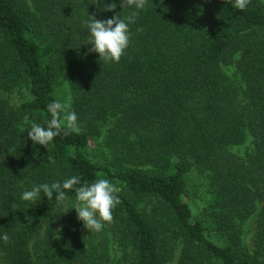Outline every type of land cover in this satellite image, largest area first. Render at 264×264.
<instances>
[{"label": "trees", "instance_id": "obj_1", "mask_svg": "<svg viewBox=\"0 0 264 264\" xmlns=\"http://www.w3.org/2000/svg\"><path fill=\"white\" fill-rule=\"evenodd\" d=\"M109 2L115 11L103 10ZM132 11L120 0H0V237H9L0 264H170L177 247L176 264H264V3L148 0L120 61L100 60L89 15ZM63 83L79 132L46 149L27 139L23 120L46 127ZM23 87L30 99L12 105ZM248 139V154L235 155ZM93 145L103 163L89 157ZM192 171L210 196L200 212L184 200ZM98 173L120 189L99 232L64 221L56 239L51 212L74 191L63 203L55 193L21 199L33 185L91 184ZM145 198L156 201L154 221L137 207ZM255 213L249 252L243 225Z\"/></svg>", "mask_w": 264, "mask_h": 264}, {"label": "clouds", "instance_id": "obj_2", "mask_svg": "<svg viewBox=\"0 0 264 264\" xmlns=\"http://www.w3.org/2000/svg\"><path fill=\"white\" fill-rule=\"evenodd\" d=\"M100 2L101 0H97V4ZM147 2L148 0H120V7L134 9L124 19L116 14L105 20H98L94 15H89L91 19L87 22V30L90 35V51L97 53L99 59L106 63H118L129 46V23L135 22L139 11L145 9ZM230 2L235 9L244 11L251 0H230ZM115 9L116 4L113 2H109L103 7L104 11L109 12H113ZM70 109V99L64 102L54 100L49 103L47 112L50 114V119L47 120L46 127L29 121L28 116L25 115L23 123L29 125L26 128L28 130L27 139L31 140L33 144L41 145L47 149L58 135L67 136L70 133H78V117ZM24 130L22 128V132ZM97 176L100 178L91 184L82 183L79 176H73L63 182L56 181L33 185L31 190H25L21 193V199L35 202L40 198V193L43 192L44 196L50 200L55 193L56 201L63 203L68 199L66 192L74 191L76 203L71 209L76 211L77 219L83 222V226L88 232H99L105 224H110L114 220L113 210L120 203L118 196L120 189L110 180L103 178V173H98ZM56 231L59 232L61 229ZM56 238L59 239V236ZM0 239L7 242L9 237L5 233Z\"/></svg>", "mask_w": 264, "mask_h": 264}, {"label": "rangeland", "instance_id": "obj_3", "mask_svg": "<svg viewBox=\"0 0 264 264\" xmlns=\"http://www.w3.org/2000/svg\"><path fill=\"white\" fill-rule=\"evenodd\" d=\"M264 3V0H261ZM224 72L227 75H233L234 69L230 66L223 68ZM56 98L61 102L67 101L70 99V93L67 84L63 83L56 89ZM30 99L29 92L26 88H21L14 92L13 95L9 96V102L17 106L22 102H25ZM251 150L250 139H248L243 145L235 147L232 149L235 155L244 158L248 152ZM89 157L98 163H103L106 153L104 148L101 146L93 145L88 150ZM203 178V175L198 174L194 171L190 172L186 179L184 200L188 203L193 212H200L207 204L210 196L206 191V184ZM76 202H64L60 207H55L51 212V222L56 236H60V231L57 232V229H61V224L64 221L77 220V214L74 209H71ZM156 206L155 200L150 199H140L137 202V207L142 214H146L150 221H154V210ZM69 209V210H68ZM68 210L67 212H65ZM65 212V213H64ZM257 213H255L248 221L243 225V244L246 250L251 252L252 250V241L255 231V219ZM158 220V218H156ZM57 239V238H56ZM58 240V239H57ZM112 254L117 255L116 246L112 247ZM180 247H177L174 253V259L170 264H176L179 257Z\"/></svg>", "mask_w": 264, "mask_h": 264}]
</instances>
